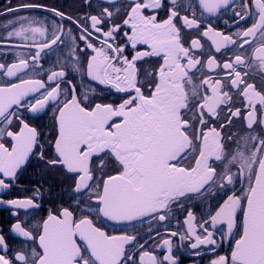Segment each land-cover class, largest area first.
<instances>
[{
  "label": "snow or ice",
  "instance_id": "6c2138e0",
  "mask_svg": "<svg viewBox=\"0 0 264 264\" xmlns=\"http://www.w3.org/2000/svg\"><path fill=\"white\" fill-rule=\"evenodd\" d=\"M100 3L107 6L82 17L39 4L0 11L14 17L0 25V48L13 57L0 61V189L37 156L73 175L75 200V211H49L31 228L19 212L39 208L35 195L0 201L17 210L11 232L23 240L22 250L9 256L0 235V264H178L171 237L215 251L217 232L221 240L238 238L230 256L211 264H264V0H170L163 20L155 14L162 0H128L123 16L116 7L121 0ZM228 9L235 23L250 18L251 26L217 30L212 18ZM34 11L51 17L18 15ZM185 30L195 34L186 40ZM151 57L161 62L148 73L146 94L137 63ZM69 73L129 98L94 103L88 92L95 89L79 90ZM49 107L57 135L54 156L46 159L40 133L21 117ZM236 120L245 134L230 131ZM216 196L222 203L210 205L206 219L197 221L186 207ZM181 209L187 229L156 245L167 248L163 259L140 242V233L105 230L107 223L133 230L147 224L145 234L159 238L160 227Z\"/></svg>",
  "mask_w": 264,
  "mask_h": 264
},
{
  "label": "flooded vegetation",
  "instance_id": "af4514ba",
  "mask_svg": "<svg viewBox=\"0 0 264 264\" xmlns=\"http://www.w3.org/2000/svg\"><path fill=\"white\" fill-rule=\"evenodd\" d=\"M187 2V0H184ZM195 3V0H192ZM128 0H121L120 4L116 7H121L120 16H123V7H126ZM21 4H39L44 5L49 8H57L60 11L65 12L73 17L75 16H85V15H96L98 14L101 7L107 5L101 4L100 0H91V7H89L87 0H0V11L7 9L8 7H16ZM163 7L155 12L158 19L163 20L167 18L168 9L171 7L170 0H162ZM239 2L236 4V10L239 11ZM113 10L114 9H110ZM41 15L51 17V13L34 11L31 13H19L18 15ZM153 12L148 10L145 15H151ZM181 14H185L183 11ZM17 15V14H14ZM13 16L2 15L0 16V25L5 24L9 19H13ZM117 23H121L119 17L116 18ZM213 26L217 30L224 32L225 34L234 33L238 30H243L251 26L252 20L246 18L245 21H240L238 24L234 22L233 11L228 9L226 12H222L218 17H214L211 20ZM176 23L179 25L180 21L177 20ZM126 27L121 31L119 40L122 42L123 31H128ZM195 33H189L187 30L184 32V38L190 39L191 35ZM83 47V44H81ZM138 50H144L146 46L138 45ZM133 51L129 48L126 55L131 58ZM88 55H91L89 51ZM6 60L8 63L13 62V57L8 48H0V61ZM53 62V57H48L44 62V68L47 69ZM161 61L156 57L145 58L143 61L137 63V68L139 69L140 81H148L143 89L147 94V89L151 85V78L148 73L153 72V70L159 67ZM37 78H42L46 80V76H41ZM68 79L72 80L73 83L80 86L81 91L94 88L95 92H88L90 99L94 103H107L113 105H119L124 99L129 98L127 95L118 93L114 89L106 86H100L95 82H91L88 79H84L81 84V78L78 75L69 73ZM251 82V81H250ZM257 86L259 87L258 80ZM135 95V93H132ZM34 102V101H33ZM30 126L35 127L40 133L39 142L44 146L46 159H51L54 156V140L57 135V129L55 127L54 113L51 107L46 109L44 112L31 114L25 113L22 117ZM244 123L241 120H236L234 122L233 128L230 130L232 132H240L242 135L244 133ZM18 130V128L13 129ZM258 131V129H257ZM35 151H39L36 149ZM114 168L111 158L107 159V170L111 171ZM111 174H115L112 172ZM6 183L10 184L8 189H0V201H9L13 199H23L26 197L36 196V203L39 208L29 210L27 214L23 210L19 212V219L24 223V227L31 228L33 224H36L42 219L46 218L49 211L53 213L62 210L63 208H69L70 211H75V200L73 198V175L68 174L65 169L61 167H49L43 160H40L37 156H32L30 160L18 171L14 180H6ZM240 185H236V190L238 194ZM228 194H232L231 192ZM223 195V194H221ZM226 198V197H225ZM222 203L220 196H216L214 199L209 198L201 202L198 199L186 202V207L189 208L197 218V221L203 216L207 218V212L210 205H217ZM17 210L7 203H0V235H3L5 241L8 244L10 251L9 256L14 255L16 251L22 250V238L18 237L16 234L11 232V226L17 222V217L13 215ZM187 212L183 209L176 211L172 217L171 222L164 227L159 229V238L155 232L151 236L145 234L147 230V224L141 226L139 224L135 225V230L130 225L125 228L119 224L107 223L105 228L110 234H121L122 232H128V234L135 235L137 232L143 237L140 241L142 244L145 241L148 243L145 245L147 249L153 251L160 259L167 254V248L164 246L156 247V245H162V240L167 239L171 232L182 233L187 229L184 219ZM238 228L234 229V232H238L240 222H242V215L238 213ZM99 226V225H98ZM217 240V246L215 251L212 250L210 245H201L197 249L191 248L192 240L182 241L179 237H171L173 243V255L176 256L178 264H211L212 260L216 259L220 255L230 256L231 247L234 246L235 239L238 238V234L232 239L225 238L220 239V233L215 234ZM79 243V241H78ZM199 253V254H196Z\"/></svg>",
  "mask_w": 264,
  "mask_h": 264
}]
</instances>
